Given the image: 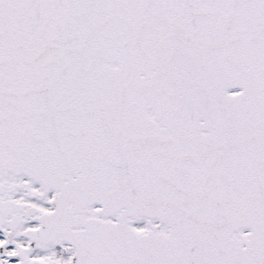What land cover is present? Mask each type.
<instances>
[{"label": "snow or ice", "instance_id": "1", "mask_svg": "<svg viewBox=\"0 0 264 264\" xmlns=\"http://www.w3.org/2000/svg\"><path fill=\"white\" fill-rule=\"evenodd\" d=\"M0 264H264V0H0Z\"/></svg>", "mask_w": 264, "mask_h": 264}]
</instances>
